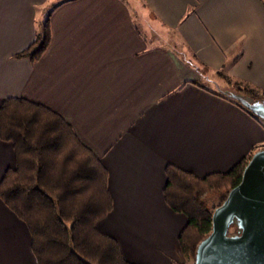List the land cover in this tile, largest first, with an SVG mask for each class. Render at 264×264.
<instances>
[{"label":"crops","instance_id":"crops-1","mask_svg":"<svg viewBox=\"0 0 264 264\" xmlns=\"http://www.w3.org/2000/svg\"><path fill=\"white\" fill-rule=\"evenodd\" d=\"M140 4L139 16L126 0H0V104L48 107L105 167L112 209L96 226L126 260L187 264L178 241L187 217L164 201V169L226 172L264 148V123L198 85L264 88V0ZM47 9V47L34 61L16 56ZM14 164L0 140V179ZM0 264H37L26 224L1 199Z\"/></svg>","mask_w":264,"mask_h":264},{"label":"trees","instance_id":"trees-1","mask_svg":"<svg viewBox=\"0 0 264 264\" xmlns=\"http://www.w3.org/2000/svg\"><path fill=\"white\" fill-rule=\"evenodd\" d=\"M61 2L52 3L50 9ZM46 11L34 40L16 56L34 61L45 50L50 39V11ZM198 85L264 123L221 89ZM225 88L264 99V91L260 94L254 86L227 80ZM0 140L12 143L15 156L14 166L0 179V199L26 224L37 264H138L126 260L117 240L97 228L96 223L112 209L108 173L59 114L22 97L6 98L0 104ZM258 149L226 172L197 176L174 164L165 166L163 198L171 209L187 217L178 241L192 264L197 245L211 231L214 208L239 183L245 165ZM210 195L217 196L212 207L206 202ZM236 231L235 224L231 225L229 233Z\"/></svg>","mask_w":264,"mask_h":264},{"label":"water","instance_id":"water-1","mask_svg":"<svg viewBox=\"0 0 264 264\" xmlns=\"http://www.w3.org/2000/svg\"><path fill=\"white\" fill-rule=\"evenodd\" d=\"M264 121V99L223 91ZM210 233L197 245L193 264H264V148L255 151L241 179L214 208ZM235 224L237 231L229 233Z\"/></svg>","mask_w":264,"mask_h":264},{"label":"rangeland","instance_id":"rangeland-1","mask_svg":"<svg viewBox=\"0 0 264 264\" xmlns=\"http://www.w3.org/2000/svg\"><path fill=\"white\" fill-rule=\"evenodd\" d=\"M126 1L128 2L129 6H132V8L134 9V12L138 13L139 16L141 15V13L145 14L146 9H144V7L141 6L140 0H126ZM137 6L139 7V9L137 8ZM45 12H47V11L45 10ZM45 12L42 13V15L40 16L41 20L44 19V15L46 14ZM146 15H147V13H146ZM147 16H148L147 17V21H148L147 24H148L149 28L154 29L153 31H155L158 35L161 34V36H163L164 34H166L164 28L161 29V26L159 25L158 22H156L154 19H152V17H149L150 15H147ZM161 38H163V37H161ZM236 82H239L240 85H250L249 83H247V82L245 83L243 81H236ZM234 83H235V81H234ZM210 86L213 88H217L213 84H211ZM250 86L253 87V85H250ZM232 88L233 87H231L230 89L233 90ZM256 90L261 94V92L264 91V88H259V87L257 88L256 87ZM206 202L208 203V205L210 207H212L213 205H215L217 203V196H214V195L207 196ZM187 264H192V262L187 260Z\"/></svg>","mask_w":264,"mask_h":264}]
</instances>
